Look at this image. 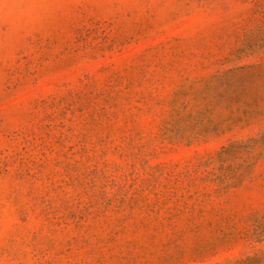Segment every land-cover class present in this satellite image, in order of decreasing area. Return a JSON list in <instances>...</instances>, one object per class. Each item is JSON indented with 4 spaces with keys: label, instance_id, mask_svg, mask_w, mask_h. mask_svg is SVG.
Wrapping results in <instances>:
<instances>
[{
    "label": "rangeland",
    "instance_id": "1",
    "mask_svg": "<svg viewBox=\"0 0 264 264\" xmlns=\"http://www.w3.org/2000/svg\"><path fill=\"white\" fill-rule=\"evenodd\" d=\"M0 264H264V0H0Z\"/></svg>",
    "mask_w": 264,
    "mask_h": 264
}]
</instances>
